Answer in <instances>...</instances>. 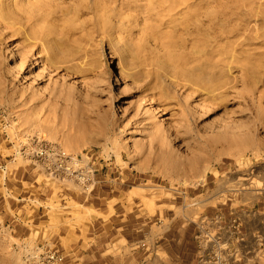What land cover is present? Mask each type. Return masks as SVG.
I'll return each mask as SVG.
<instances>
[{
	"label": "rangeland",
	"instance_id": "374dc122",
	"mask_svg": "<svg viewBox=\"0 0 264 264\" xmlns=\"http://www.w3.org/2000/svg\"><path fill=\"white\" fill-rule=\"evenodd\" d=\"M67 1L63 5L80 8L74 22L59 19L49 27L62 40L56 45L58 59L69 54L73 60L50 67L29 36L42 24H33L35 12L56 1L0 0V181L20 167L4 185L0 182L3 194L9 190L14 196L0 195V264H39L46 249L67 254L63 231L51 228L53 204L49 201L51 210L41 215L34 200L44 202L54 194L58 207L59 194L88 196L91 184L83 192L74 181L52 174L36 160V152L47 147L90 161L100 203L114 196L111 203H133L143 213L142 220L133 217L142 224L136 240L150 225L158 227V218L172 222L166 240L147 252V246L137 248L144 264H170L171 239L178 235L185 236L190 250L193 226L214 210H252L264 219L263 37L241 36L238 42L246 44L242 49L235 44V50L232 37L222 39L225 53L213 38H204L203 53L192 55L193 39L215 13L228 10L234 25L244 17L238 8L264 15V0H249L247 8L245 0H195L198 6L182 16L190 25L197 20L198 32L190 36L163 26L159 8L148 4L154 0ZM101 8L103 22L114 32L103 39L94 33V12ZM248 20L253 28L254 18ZM166 37L178 40L170 44ZM112 41L119 42L126 59L111 52ZM227 55L231 67L222 68L220 86L208 91L193 58L204 64ZM65 65L67 72L61 70ZM254 78L262 81L249 83ZM114 253L130 252L121 244ZM75 260L67 255L64 264L80 261Z\"/></svg>",
	"mask_w": 264,
	"mask_h": 264
},
{
	"label": "crops",
	"instance_id": "0c3cea01",
	"mask_svg": "<svg viewBox=\"0 0 264 264\" xmlns=\"http://www.w3.org/2000/svg\"><path fill=\"white\" fill-rule=\"evenodd\" d=\"M19 169L20 167H17L8 173L7 176L3 177L0 181L1 184L4 185L6 180L9 181L10 176H14ZM94 182L97 183V181ZM95 187L96 185L90 188L91 193L89 192L88 196H85V194L78 195L77 193L59 194L61 197L59 204L61 211L60 209L57 211L59 206L55 205L56 199H54V194L49 199L46 198L47 201L44 202L34 200V202L42 206L41 215H45L51 210L49 201L53 204L52 211L54 212L55 210V213H52L53 222L51 223V228L63 231L61 244L64 245L65 254L67 252L63 256L69 255L70 257H75V263L80 259L77 262L81 263V261H85V264H144L145 258L139 260V254L136 252L137 248L143 250L147 246L145 247L147 252L152 245L166 240V236L171 231L172 225L170 223L172 222L166 224L165 222L168 218L167 220L158 218V227L154 224L150 225L142 238L136 240L133 236L139 235L142 230V224L138 226L135 223L138 217L134 219L133 217L139 216L142 220L144 218L142 216L143 213H137L134 210L133 203L132 205L128 203H111V199H116L114 196L108 198L107 201L109 202L100 203L99 194L96 191L93 192ZM7 192V195H4L3 188L0 189V195L2 194V196L14 199L12 192L9 190ZM89 195L92 197L90 201H88ZM16 200L22 201L25 198H17ZM261 213L264 215V211ZM206 216L209 218L220 216L223 221L237 216L240 221V230L243 233L260 232L264 235V219L259 220L256 211L241 212L232 208L226 211L217 209L211 215ZM195 231L194 225L189 245L190 250L187 248L184 235H178L171 239L175 252L174 255H170V264H195L197 252ZM52 235H54V232ZM121 244H123L125 249H129V254L121 255L114 253L115 247ZM65 257L61 264H64Z\"/></svg>",
	"mask_w": 264,
	"mask_h": 264
},
{
	"label": "bare ground",
	"instance_id": "6f19581e",
	"mask_svg": "<svg viewBox=\"0 0 264 264\" xmlns=\"http://www.w3.org/2000/svg\"><path fill=\"white\" fill-rule=\"evenodd\" d=\"M56 1L55 5L50 6V7H43L41 5V9L38 12H35V14L32 16V21L33 24L37 25L39 22L42 23L39 31L35 33H30L29 38L33 39L34 42V46L36 47V49H40L47 58V62L50 65V67L53 66V64H56L57 60H60L61 63L64 64H68L69 62H72L73 57L72 55L69 54H64L63 57H61V59H58L57 56V52H56V45L58 44L59 41H62L61 39H57L56 36L53 34V32L50 29V25L59 20H65L68 22H74L73 17H77L78 12H80V8L74 9L71 6H65L63 5L64 3L68 2L67 0H53ZM152 2H149L148 4H155L159 10H160V14L162 15L161 17H159L158 14H156V16H158V18H164L165 21L163 22V26H165L166 28H169L175 35H179V36H183V35H188L190 36L193 32H198V25L196 24L197 20L194 19L192 21V25H190V22L188 21H184L182 19L183 16V11L187 10V9H194L198 6V4L196 3L195 0H154ZM251 2L248 0L243 1V6L247 8L248 5ZM258 7L261 5L260 2H258ZM43 7V8H42ZM96 8V6H95ZM239 10H243L242 11V15L244 16L243 18H239L240 21L237 24L231 25L230 22H232V16L229 14L228 10L222 11L220 13H215V15L212 17V19H210L208 21V24L205 28V30H203V33L199 34L197 33V35L199 36L198 38L196 37L195 39H193V44H194V49L192 52L193 54H202L203 53V46L201 45L202 43V39L206 38V39H210L213 38L212 41H214L215 47L218 48V51H222L225 53V50L223 47L225 46H221L219 44V42L222 39H229L230 37H232L234 40H232V42H230V49L231 50H235V44L236 46L240 47L242 49V47L245 46L246 42L245 41H241L238 42V39L243 36L246 40L250 41V40H258L261 37L262 38V42H264V33L261 35L259 33V31H261V28L264 27V15H259L258 11L253 10L252 9H248L247 11L244 10L243 8H238ZM99 9H97L94 13H95V28H94V33H96L97 36H100V34L103 36L101 37L106 38V35L111 37V35H114L113 29L112 27H108L106 22H103V17H101V15H104L105 11L101 8L100 12H98ZM78 11V12H77ZM72 16V19L69 17ZM186 16V15H185ZM177 17H181V21H178ZM261 17V18H260ZM249 18H254V27L250 28V21L248 20ZM185 20H188L185 18ZM190 26H192L191 28H189ZM108 29V31H107ZM255 32L254 36L252 37L251 35L247 37V32ZM182 35H181V34ZM259 33V36H257V34ZM168 36V35H167ZM247 37V38H246ZM167 41L170 42V44H173V42L175 43L176 40H178V37H166ZM171 39V40H170ZM68 40V39H67ZM110 44V50L113 54H118L120 55V59H126L127 56L124 53V51L121 49L119 42H109ZM229 45V44H228ZM213 47V46H212ZM213 51L211 50L210 53H212ZM227 54V53H226ZM227 58H222V59H217L215 62L213 63H204L202 64L199 61V56H197L196 58H193V66L195 67V63L198 64V71L199 73L197 74L198 78L200 79H204L207 81V83H209L208 85V91H213L215 89H217L220 85H218V81L219 79H222L224 77V74L222 72V68H230V61H229V56L227 55ZM179 60V58L175 57V61ZM16 66V70H20L23 68V65L21 64V62L19 60H17L15 62ZM69 65H65L63 67H61L62 71L67 72L69 70ZM202 68V69H201ZM264 68V65L261 66V69ZM196 69V68H194ZM246 70V69H245ZM118 75L120 78H122L123 80H126L127 77L126 75L119 71ZM262 80L260 78H254L253 80H251L249 83L253 84V85H257L258 83H260Z\"/></svg>",
	"mask_w": 264,
	"mask_h": 264
},
{
	"label": "built area",
	"instance_id": "2783aa9c",
	"mask_svg": "<svg viewBox=\"0 0 264 264\" xmlns=\"http://www.w3.org/2000/svg\"><path fill=\"white\" fill-rule=\"evenodd\" d=\"M36 157L52 174L74 181L84 192L87 184L91 187L95 184V171L89 160L78 159L54 147L38 150ZM195 230V264H264L262 234L243 233L237 216L223 221L220 216L209 218L205 215L195 223ZM63 260L59 251L46 249L40 252L39 264H61Z\"/></svg>",
	"mask_w": 264,
	"mask_h": 264
}]
</instances>
